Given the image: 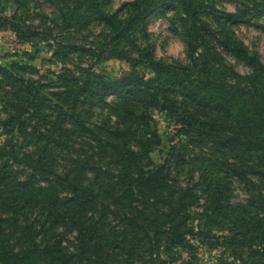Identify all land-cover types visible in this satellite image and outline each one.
Returning a JSON list of instances; mask_svg holds the SVG:
<instances>
[{"label": "trees", "instance_id": "16d2710c", "mask_svg": "<svg viewBox=\"0 0 264 264\" xmlns=\"http://www.w3.org/2000/svg\"><path fill=\"white\" fill-rule=\"evenodd\" d=\"M49 1L63 33L94 22L108 32L89 45L57 42L55 73L20 49L0 64V264H175L179 251L193 254L192 240L219 238L231 264H264V64L234 33L239 22L263 27L264 3L242 0L228 13L220 0H134L106 14L109 0ZM154 11L171 14L185 61L138 45ZM17 17L0 27L21 47L50 35ZM70 55L131 70L96 73ZM154 112L177 139L169 150ZM223 224L228 235L216 237Z\"/></svg>", "mask_w": 264, "mask_h": 264}, {"label": "rangeland", "instance_id": "374dc122", "mask_svg": "<svg viewBox=\"0 0 264 264\" xmlns=\"http://www.w3.org/2000/svg\"><path fill=\"white\" fill-rule=\"evenodd\" d=\"M20 1L21 3L17 0H0V19L12 18L14 15H17V18L23 20L22 22H25L26 25L34 26L38 31H42L45 34L50 32V35L44 36L45 38L41 40H37V44L34 46L29 44L27 48H24L17 44L15 33L3 24L0 27V64H4L8 59H12L15 53L21 54V51H27L29 56L34 57L32 64L40 73H55L61 67L53 54V49L56 48L57 42L64 41V38L72 37L74 39L73 41L78 44L87 43L89 45L90 43L100 41V36L108 32L104 25L94 22L87 29H82L78 32L69 30L63 33V30L55 27L56 21H58V11L49 0H30L29 3L26 0L25 2L24 0ZM133 1L109 0V3L104 5L102 9H104L106 14H112L121 9L125 4ZM255 1L264 3V0ZM240 3H242V0H220L217 2L216 7L228 13H234L240 7ZM154 12V14L148 16L145 31L146 39L143 33H139L137 38L138 45L142 48L150 45L157 59L185 61L186 47L184 42L172 30V25H170L171 14L163 16L156 11ZM258 24L263 27L239 22L234 26V33L251 52L258 54L261 62L264 64V16L258 20ZM85 38H87V42H85ZM5 56L9 58H4ZM70 59L72 64H80L84 68L91 67L92 65L94 68L93 71L96 73L104 69L108 74L114 75L131 70V66L122 60L112 59L94 64V61L87 57L79 58L76 55H70ZM228 63L240 75H245L250 72L242 62L229 58ZM136 70L141 75L146 77L151 76V71L144 67H138ZM153 114L156 117L160 138L165 145V149L169 150L172 143H175V140L177 141L175 136H173L174 132L169 128V123L163 114L157 112ZM3 116L0 106V118ZM2 141L3 136H0V143ZM154 157L155 160H159L158 163H160L161 159H164V155L161 153H156ZM199 171V168H197V174H199ZM234 195V202L243 203L246 199L243 189L239 186L236 187ZM201 211L200 209H193L191 215V225L196 227V229L201 228L207 223L200 215ZM223 225L213 228V233L216 237L222 233L228 235L225 224ZM221 241L222 239L219 238L218 243L220 244L213 246L209 241L202 242V240L194 239L191 241V244L195 247V250L191 256H188L185 251H179L178 254L181 259L175 260L174 257L172 260H174L175 264H231L232 252Z\"/></svg>", "mask_w": 264, "mask_h": 264}]
</instances>
